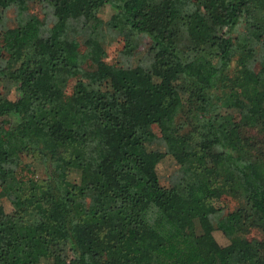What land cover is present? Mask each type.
<instances>
[{
    "label": "trees",
    "instance_id": "trees-1",
    "mask_svg": "<svg viewBox=\"0 0 264 264\" xmlns=\"http://www.w3.org/2000/svg\"><path fill=\"white\" fill-rule=\"evenodd\" d=\"M31 1L0 0V264H264V0Z\"/></svg>",
    "mask_w": 264,
    "mask_h": 264
},
{
    "label": "rangeland",
    "instance_id": "rangeland-1",
    "mask_svg": "<svg viewBox=\"0 0 264 264\" xmlns=\"http://www.w3.org/2000/svg\"><path fill=\"white\" fill-rule=\"evenodd\" d=\"M29 9L31 12L35 13L38 17L42 16L40 6L38 3L33 0L29 3ZM115 11L109 7L108 5H104L100 8L98 11V16L102 21H107L109 18H111L114 15ZM163 10L159 7L152 8L148 10V16L145 18V22L147 25L152 27L158 35H160L163 27ZM12 11L11 9L6 10V23L7 25H12ZM117 23L121 25L117 20ZM147 43V40L144 41L142 44H135L129 46L127 49H125L126 52H129L131 55V59L135 61L143 52V49L145 48V44ZM123 40L121 33L119 31H113L110 33L107 37V41L104 45V61L106 63H113L116 60L119 59V50L122 48ZM160 81V80H157ZM162 84L163 88L168 93H172L177 91V86L174 84H169L166 82H159ZM0 92L2 94H6V96L9 99H12L13 94L12 92H6L5 90L1 89L0 86ZM22 164L28 169V173L34 178V179H40L43 173V168L41 164L39 163V159H37L34 155H23L22 156ZM176 164L172 161V159L169 156H164L156 165V172L159 177V182L161 185H166V178L169 176V174L176 168ZM242 201L234 200L228 196L222 197L219 200L214 201L212 203L213 208L217 207L220 213V217L225 214L226 212L233 211L240 207L242 205ZM0 211L7 213L10 211L9 203L4 198H0ZM212 236L217 244L219 245H226L228 243V239L219 231L217 228H214L212 230ZM246 237L248 239H254V240H260L262 238V233L258 229H251L247 234Z\"/></svg>",
    "mask_w": 264,
    "mask_h": 264
}]
</instances>
